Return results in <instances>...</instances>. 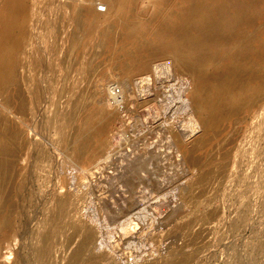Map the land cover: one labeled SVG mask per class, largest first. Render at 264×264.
I'll list each match as a JSON object with an SVG mask.
<instances>
[{
    "label": "rangeland",
    "instance_id": "1",
    "mask_svg": "<svg viewBox=\"0 0 264 264\" xmlns=\"http://www.w3.org/2000/svg\"><path fill=\"white\" fill-rule=\"evenodd\" d=\"M234 1H211L200 8V19L237 18ZM239 1L264 28V0ZM128 2L27 1L25 55L42 61L23 76L29 88L38 87L40 100L23 126L13 109L3 108L23 127L26 146L10 179L3 177L14 209L8 224L3 218L0 264H13L18 255L23 260L16 264H24L45 238L51 249L44 264H67L83 243L76 264H264V96L210 129L181 59L165 57L124 84L132 61L122 48L136 49L178 11L177 0H135V22L115 27L119 38L104 46L101 32ZM87 6L102 13V30L89 38L76 22ZM144 28L145 34L126 36ZM75 33L82 45H73ZM77 103L80 111L70 118ZM102 125L106 131L98 134ZM66 195L70 203L60 213L57 198Z\"/></svg>",
    "mask_w": 264,
    "mask_h": 264
},
{
    "label": "bare ground",
    "instance_id": "2",
    "mask_svg": "<svg viewBox=\"0 0 264 264\" xmlns=\"http://www.w3.org/2000/svg\"><path fill=\"white\" fill-rule=\"evenodd\" d=\"M27 1L1 0L0 3V97H2L0 104V230L3 229V218L7 217L6 224H8L9 215L14 209L13 203L10 204V194L5 191L6 188H3V177L6 176L10 179V174L14 172H11V167L14 168V164L16 165L19 158H21V152L26 146L22 124L26 125L31 120L30 116L33 115L36 104L40 100L38 87L29 88L23 76V72L28 66H32L37 70L42 61L41 58L27 61L25 55L29 36L27 27L29 6ZM134 1L129 0L121 17L108 26L106 25L108 30L105 27L106 31L104 29V31H100L104 46L115 44L116 39L119 38V33L115 27H128L135 22V19L130 16L133 13ZM140 1L147 4L167 2V0ZM211 1L213 0H177L178 11L173 14L174 16H171L174 18L169 17L168 20H163L157 29L151 31L152 38L136 44V49L124 46L122 51L128 57V60L132 61L130 69L126 70L123 76L124 84L134 81L133 77L135 75L147 74L151 71V66L155 62L165 57L175 60L181 59V68L190 71L195 78L196 83L192 91V97L195 103L203 109L201 118L209 126L208 128L214 129L224 119L238 114L242 109L257 106L264 96V40L262 41L261 37L264 35V28L256 25L259 19L247 17L248 13H245L246 6L242 4L246 1L241 3L239 0L234 1V9L239 12L238 17L236 16L238 12L234 13L237 17L235 19L215 18L212 21L210 20V23H208L209 19L207 17L208 20L205 18L200 19L204 17L200 16V8L203 6L209 7L213 3ZM251 3L247 4L249 6L259 4ZM188 5L191 7L190 9H188ZM101 17L102 13L96 12L91 6L79 10L76 22L78 25L84 24L82 26L84 27V37L89 38L96 30L100 29ZM146 29H131L126 36L145 34L148 32ZM231 31L236 33L232 43L228 41L231 38ZM82 37L79 33H75L73 45H82ZM240 44L242 45L240 46ZM189 51H196V55L192 59H189V56L186 57ZM143 52H147V54L142 55ZM96 53L99 54V52ZM23 54L25 57H23ZM160 66V64H157L155 69L157 70ZM146 78L148 77L146 76ZM146 78H141V81H145ZM3 95L6 99L4 104ZM109 95H111L110 92ZM74 107V112L69 115L70 118L74 117L81 108L79 103ZM3 108L8 111L13 109L12 111H15L14 117L16 114L18 115L22 126L19 123L18 125L14 124L10 120L7 115L10 114L8 111L4 115ZM93 119H95V115L91 116L90 122ZM84 128H87V124L81 127L80 130H84ZM99 131L98 134L104 133L106 125L100 126ZM89 141V137L84 138L79 146L82 148ZM3 157H7L8 160H3ZM8 179L7 181H5L6 178L4 179L5 183L8 182ZM12 189L14 190V186ZM69 203L70 197L68 195L57 198V211L63 212ZM8 207H11V211L5 210ZM1 244H3V237H0V246ZM84 248L85 243L79 246L67 264H76ZM50 249L49 238L43 239L41 245H35L31 248V251L29 250L31 255L27 258L24 257L26 259L25 263L44 264V257L49 254ZM20 260H23L22 256L18 255L13 264L18 263Z\"/></svg>",
    "mask_w": 264,
    "mask_h": 264
}]
</instances>
